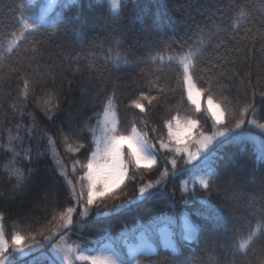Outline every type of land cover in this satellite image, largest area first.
Listing matches in <instances>:
<instances>
[{
  "label": "snow or ice",
  "instance_id": "1",
  "mask_svg": "<svg viewBox=\"0 0 264 264\" xmlns=\"http://www.w3.org/2000/svg\"><path fill=\"white\" fill-rule=\"evenodd\" d=\"M101 2L89 0V6ZM26 3L35 6L36 0H26ZM78 3L79 0H65V7ZM109 4L114 12L123 13L124 0H109ZM55 7L56 0H48L47 6L41 8L38 22H29L26 17L18 21L29 35L42 39L32 41L24 61L18 60L13 66L17 89L10 108L20 121L27 117L31 123L24 126L18 122L16 135L8 129L9 143L3 145L11 155L2 166V172L14 183L10 184L7 198L0 196V264H37L39 258L34 257V253L46 246L50 248L49 256L44 257L48 264H144V261L176 264L175 256L181 249L193 244L198 246L201 236L221 219L222 209L214 202L213 194L221 195L222 189L225 195L235 193L249 183L247 177L251 176L254 181L258 179L259 185L258 198H252L257 205L253 216L258 223L247 239L239 243V249H245L264 227V84H254L251 71L237 69L236 61L228 59V55L234 53L237 60H242L250 69L247 60L249 53L254 54L255 46L228 50L221 36H228L239 28L241 20L250 16V11H245L248 5L244 0H237L233 6L235 18H230L226 26H218L216 32L209 30L207 36L204 29H198L191 43L175 56H168V66L172 67L175 60L179 69L175 77L177 88L161 83L162 70H151V65L162 61L163 57L159 53L152 55L150 51L149 55L140 57L128 53L132 59L124 66L113 63L110 56L104 55L107 76L94 60L88 61L81 52L69 50L63 56L58 54L59 65L55 61L48 64L43 53L52 36L45 17ZM70 23L73 22L61 19L52 28L58 33L63 26L67 31ZM158 24V20H153L145 27L151 31L153 25ZM261 27L264 28V24ZM116 31L111 43L123 47L115 36ZM251 31L248 28L245 36ZM231 38L228 36L229 41ZM214 40L219 43L213 45ZM260 40L264 41V33L260 34ZM19 48L18 39H12L5 51L13 54ZM210 48L217 55L213 56L208 51ZM221 48H225L227 54H221ZM98 50L105 51L102 46ZM112 50L110 47L106 51ZM261 51H264V43ZM0 59H3L2 52ZM258 67L257 81L264 79V65ZM64 73L79 75L80 80L74 85ZM225 79L235 86L236 95L231 99L223 95ZM7 86L11 87L10 84ZM74 88L80 93L82 106L92 103L95 107V101L99 100L100 111L78 119L81 109H77V115H69L60 121L56 133L39 128L35 112L28 109H39L48 121L55 122ZM122 89L128 90L130 101L125 108L138 110L131 119L121 111V96L125 94ZM177 91L180 101L186 98L192 106L191 113L181 115L177 104V110L172 114L173 110L165 106L169 94L174 97ZM161 108L165 112L163 116ZM196 114L203 115V122ZM150 116L158 127L149 126ZM93 118L95 124L91 123ZM21 128L29 140L44 141L43 150L40 143L35 154L31 144L24 147L25 137L19 134ZM249 139L255 144V166L239 175L243 165L226 149L230 145L241 146ZM14 141H19L15 147L12 146ZM61 146L74 157L83 155V162L73 160L71 173L67 165L61 163ZM162 152L163 166L158 160ZM48 157L52 161L51 176L38 178L37 170L26 166ZM77 165L82 175H76ZM140 171L158 174L155 179L141 176L138 182L135 173ZM57 178L63 179L64 186L56 183ZM129 182L134 185L132 195L126 190ZM169 184H172L171 191ZM34 189L39 193L36 206L51 207L42 218H33L22 211L25 197ZM201 192L206 195H198ZM16 197L20 199L14 208ZM109 201L114 202L111 209L101 212V207L107 208ZM150 201L163 202L171 211L157 212L134 229H123L115 238L105 237L106 242L98 240L96 248L85 246L87 238L83 233L93 209H96V217H107L112 213L131 212ZM7 220L12 221V228L6 233ZM21 222L26 225L23 229L18 227ZM73 236L78 239L68 243ZM226 246L229 251H234L231 243ZM161 248L170 250L173 259H154Z\"/></svg>",
  "mask_w": 264,
  "mask_h": 264
},
{
  "label": "trees",
  "instance_id": "2",
  "mask_svg": "<svg viewBox=\"0 0 264 264\" xmlns=\"http://www.w3.org/2000/svg\"><path fill=\"white\" fill-rule=\"evenodd\" d=\"M46 2L47 0H36L35 6H32L27 5L26 0H0V52L3 53V59H0V196L3 198H7L10 195V184L14 183V181L9 182L2 172V166L11 155L3 147L4 144L9 143L8 129L12 130V135H16L15 125L18 122L24 126L31 123L27 117L20 121L17 114L10 108L16 97L17 89V83L12 74L13 66L18 60L24 61L25 52L31 48L32 41L42 39L39 36L29 35L28 30L22 29L18 21L26 17L29 22H38L41 8ZM236 3L237 0H124L122 5L124 11L120 14L119 10L114 12L111 9L109 0H102L101 4H92L91 7L89 6V0H79L78 4H73L69 7H65V0H58L56 7L45 17L52 39L46 45L43 53L44 59L48 64H52L55 61L59 65L61 61L58 54L63 56L69 50L81 52L82 56H86L88 61L94 60L95 64L101 71H105L107 76V65L103 60L104 55L110 56L113 63H119L124 66L126 61L132 59V56L128 55V53L140 57L149 55L150 51L152 55L159 53L163 57L162 61L151 65V70H162L163 79L161 83L177 88L178 84L175 77L179 69L176 68L175 60L172 62V67L168 66V56H175L181 51L182 47H186L188 43H191L198 29H204L205 36H207L209 30L216 32L218 26H226L230 18H235L233 6ZM244 3L248 5L245 11H250V16L241 20L239 28L228 34V36L232 37L230 41L228 36H221V39L225 41L228 50L233 47L244 46L251 49L253 45L255 46L254 54L249 53V59L247 60V63L251 65L250 69L245 67L242 60H237L234 53L228 55V59L236 61L235 67L237 69L251 71L254 84H264V79L259 81L256 79L259 71L258 66L264 65V51H261V45L264 41L260 40V34L264 33V28L261 27L264 24V0H244ZM61 19L71 20L73 23L67 25L69 30L66 31L61 26L57 33L52 26L58 24ZM153 20H158L159 24L153 25L151 31H149L145 25L151 24ZM248 28H251L252 31L245 36V31ZM114 30H118L115 32V36L123 47H116L111 43ZM12 39H18L20 48L18 52L9 54L5 51V48ZM216 43H219V40L213 41V45ZM99 46H102L105 51H99ZM110 47L113 50L108 53L106 50ZM94 49H96L95 55L92 54ZM208 51L213 56L217 55L213 48ZM219 52L227 54L225 48H221ZM83 63L84 61H81V64ZM228 67L231 68L233 65H228ZM64 74L67 75V79L73 81L74 85L80 80L79 75ZM157 74H161V72H157ZM121 76H123V73H121ZM66 83L67 81H65ZM8 84L11 87H8ZM223 85L225 88L224 96H228L231 99L232 96L236 95L235 86L227 79L223 81ZM108 87H111V85L109 84ZM122 91L125 94L121 96V111L126 114L128 119H131L132 114L138 110L125 108V105L130 103V101L128 99V90L122 89ZM177 104H179L181 115L189 114L193 111L186 98L183 102L180 101L179 91L175 93L174 97L169 94V99L165 106L171 108L173 110L172 114H175ZM95 105L93 107L92 103H89L87 106H82L80 93L74 88L57 121H48L43 113L34 107H30L28 111L35 112L36 123L39 128H46L50 133H56L60 121L67 119L69 115H77V109H81L78 119L92 116L94 112H99L100 101H95ZM160 114L162 116L165 115L163 108H161ZM196 116L203 122V115L196 114ZM91 123L95 124L96 119L93 118ZM149 126H159L158 123L153 121L151 116L149 117ZM19 134L25 137L24 147L31 144L33 154H35L38 143L41 144V150H43L44 141H38L35 138L29 140L25 135L24 128H21ZM149 136L151 137L153 134L149 133ZM18 144L19 141H14L12 146L15 147ZM254 149L255 144L251 139L246 140L241 146L230 145L227 147L226 151L234 154L239 163L243 165V171H240L239 175H244L255 166L256 154ZM163 155L162 152L158 156L161 166L164 163ZM60 156L62 157L61 163L67 165L69 173H71L74 159H80L83 162V155L77 154L74 157L72 154L67 153L62 146L60 147ZM51 165V157H48L34 160L32 164L26 166L36 169V175L39 178L45 175H53L50 171ZM157 174L154 172L149 175L143 171L135 173L138 182L141 176L144 179H155ZM76 175H82L79 165H77ZM179 179H184V177ZM247 179L249 183L235 193L228 192L225 195L222 189L221 195L213 194L214 202L222 209L221 219L218 220L216 226H213L201 236L198 246L193 244L190 248H182L181 253L175 256L176 264H184L185 261H187V264H264V227L257 232V235L245 249L241 250L238 247L239 243L247 239L250 232L256 229L258 223L253 216V209L257 205L252 200L253 197L258 198V179L254 181L251 176H248ZM56 183L64 186L62 178H57ZM76 187L79 190V183L76 184ZM133 187L134 185L129 182L128 189H126L129 195L133 194ZM189 187H191V183H189ZM171 189L172 184H169L168 190L171 191ZM198 195H206V193L201 192ZM38 197L39 193L34 189L30 196L25 197V203L22 205V211L33 218H42L46 211H51V207L45 209L42 206H36ZM19 199L20 197H16L13 201L14 208ZM176 199L179 204V195ZM113 203V201H109L107 208L101 207L100 211H108ZM167 211H171L168 205L163 202L152 201L131 212L112 213L107 217H96V209H93L92 214L88 218L90 223L86 226L83 233L84 237L87 238L85 246L96 248V241H106L105 237L107 236L115 238L120 235L123 229H134L138 224L146 223L157 212ZM41 222L43 221L41 220ZM18 227L23 229L26 225L21 222ZM11 228L12 221L7 220L6 233ZM77 239V236H73L68 243H72ZM227 243L234 245V251H229L226 246ZM165 258L171 260L173 259V254H171L170 250L163 248L159 250V255L154 257V259L160 260ZM37 264H48V260L44 258L38 259ZM144 264H149V262L144 261Z\"/></svg>",
  "mask_w": 264,
  "mask_h": 264
},
{
  "label": "rangeland",
  "instance_id": "3",
  "mask_svg": "<svg viewBox=\"0 0 264 264\" xmlns=\"http://www.w3.org/2000/svg\"><path fill=\"white\" fill-rule=\"evenodd\" d=\"M57 1L58 0H56V3H57ZM47 3H48V1H47ZM47 3L43 6V7H46L47 6ZM50 12V11H49ZM48 12V13H49ZM41 14V13H40ZM45 21H46V19H45ZM104 242H106V241H104ZM49 253H50V248L48 247V248H43V249H41L40 251H38V252H36V254H34V257H37V258H42V257H47V256H49ZM33 257H28L27 259H32Z\"/></svg>",
  "mask_w": 264,
  "mask_h": 264
}]
</instances>
